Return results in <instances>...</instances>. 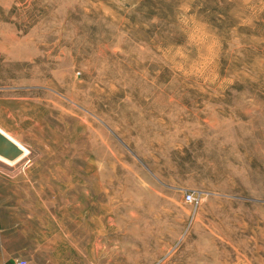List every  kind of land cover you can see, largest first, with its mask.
Segmentation results:
<instances>
[{"label":"rangeland","instance_id":"rangeland-1","mask_svg":"<svg viewBox=\"0 0 264 264\" xmlns=\"http://www.w3.org/2000/svg\"><path fill=\"white\" fill-rule=\"evenodd\" d=\"M0 130V264H264V0H0Z\"/></svg>","mask_w":264,"mask_h":264},{"label":"water","instance_id":"water-1","mask_svg":"<svg viewBox=\"0 0 264 264\" xmlns=\"http://www.w3.org/2000/svg\"><path fill=\"white\" fill-rule=\"evenodd\" d=\"M22 155V150L12 140L0 133V158L9 162Z\"/></svg>","mask_w":264,"mask_h":264},{"label":"bare ground","instance_id":"bare-ground-1","mask_svg":"<svg viewBox=\"0 0 264 264\" xmlns=\"http://www.w3.org/2000/svg\"><path fill=\"white\" fill-rule=\"evenodd\" d=\"M0 133H1L2 135H4V136L8 137L10 140H12V141L14 142V144H16V146H18V147L22 150V156H24V155L26 154L27 151H26L21 145H19L16 141H14L12 138H10L9 136H7V135H6L5 133H3L1 130H0ZM0 160L7 162L6 160H4V159H2V158H0Z\"/></svg>","mask_w":264,"mask_h":264},{"label":"built area","instance_id":"built-area-1","mask_svg":"<svg viewBox=\"0 0 264 264\" xmlns=\"http://www.w3.org/2000/svg\"><path fill=\"white\" fill-rule=\"evenodd\" d=\"M183 199H184V201H185L186 203H192V201H193V197H192V195L189 194V193H186V194L184 195ZM17 264H24V263H23L22 261H19Z\"/></svg>","mask_w":264,"mask_h":264}]
</instances>
